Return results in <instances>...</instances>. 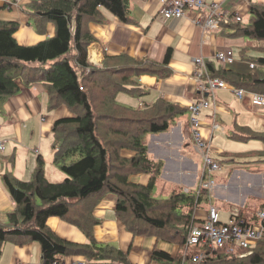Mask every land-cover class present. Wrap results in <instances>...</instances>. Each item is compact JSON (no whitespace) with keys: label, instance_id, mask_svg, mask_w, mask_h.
Wrapping results in <instances>:
<instances>
[{"label":"crops","instance_id":"0c3cea01","mask_svg":"<svg viewBox=\"0 0 264 264\" xmlns=\"http://www.w3.org/2000/svg\"><path fill=\"white\" fill-rule=\"evenodd\" d=\"M30 1L0 0V20L19 23L16 37L25 45L35 44L54 33L52 24L48 25L47 34L38 33L34 25L30 24V16L25 9ZM214 1L221 3L224 15L218 17V28L202 26L197 21L207 18L205 10H190L181 18L167 17L162 13V0H130L131 22H122L102 8V20L88 23L95 37L88 47L89 62L94 67H103L106 56L121 55L137 61L163 63L167 50L171 48V58L166 65L169 73L162 75L163 68L158 73H144L136 79L138 90L128 84L125 90L115 94V100L126 107L145 109L159 99H164L183 109L171 120L166 131L143 135L148 157L162 162L155 186L159 187L158 195L164 196L153 194L155 199H167L178 190L194 189L203 172L201 158L191 140L187 111L190 102L203 97V94L197 92L193 81L194 58L203 55L206 61L209 59L213 63L218 51L224 50L233 56L234 51L236 62L223 64L216 61L213 63L216 69L223 67L238 73H250L252 67L249 63H256L252 55L261 52L257 58L264 56V42L234 36L232 26L229 25L234 21L225 23L227 21L223 19L232 13L241 16L244 21L243 14L250 10L251 3H264V0ZM257 66L264 68V65ZM135 95H143L139 98V105ZM206 97L211 105L204 112L202 110V117L200 114L203 134L215 145L216 158L227 163L217 176L218 183L214 188L212 202L224 212L239 206L236 214L239 215L243 208L241 213L249 218L255 211L246 212L250 198L254 195V205L258 207L264 203V161L251 155L261 151L264 142L261 139L262 144L254 141L258 138L249 134V131H264V109H257L248 96L237 98L228 89L218 90L215 102L212 95ZM0 107V140L5 143L2 151H6H0V223L8 224L7 214L15 209L16 203L3 176L11 174L19 180H30L38 156L41 155L45 162L46 178L50 182L64 180L67 175L54 163L55 137L52 131L57 120L73 117L74 114L66 105L49 109L48 96L41 83L29 86L21 84L20 91L1 101ZM134 153L130 148L120 150L122 158L129 159ZM233 155L238 157L239 162L232 160ZM152 176L151 173L134 172L130 174L129 181L147 186ZM198 187L194 190H198ZM91 199L95 202L93 214L99 220L94 227L95 240L98 245L114 246L124 251L129 264H232L237 262L236 258L246 256L240 247H235L231 252L230 247L216 252L215 248H209L208 256L194 263L192 257L199 249L190 247L185 240L188 224L178 223L165 231L151 230L134 234L116 212L117 193L101 191ZM207 204L202 201L196 209L192 226L199 225L207 218ZM199 209L206 214L203 218L197 217ZM233 216L235 213L230 215V219ZM48 225L65 241L82 245L90 241L74 223L59 216L50 217ZM156 250L166 253L170 259L154 258ZM61 258L64 264L84 259L89 264H119L110 259L90 260L76 253ZM0 264H44L41 244L25 236H14L2 244Z\"/></svg>","mask_w":264,"mask_h":264},{"label":"trees","instance_id":"16d2710c","mask_svg":"<svg viewBox=\"0 0 264 264\" xmlns=\"http://www.w3.org/2000/svg\"><path fill=\"white\" fill-rule=\"evenodd\" d=\"M102 8L122 22L132 21L130 0H31L25 5L30 24L41 34H47L48 25L52 24L54 33L35 44L25 45L16 37L20 24L0 20V102L18 93L21 84L41 83L50 109L66 105L74 114L57 120L52 131L54 163L67 175L64 180L50 182L46 178L41 155L30 180H19L11 174L3 176L16 207L7 214L8 224L0 223V253L8 239L25 236L41 244L44 264L72 253L85 255L90 260L110 259L129 264L124 251L98 245L95 240L94 227L99 222L93 214L95 202L91 198L95 194L101 191L118 194L116 212L132 233L165 231L171 225L184 223L188 224L187 240L195 211L203 196L210 193L199 186L198 190H178L167 199L153 197L162 162L148 157L143 135L166 131L183 109L164 99L145 109L126 107L115 100V94L125 90L128 84L138 90L136 79L144 73H158L162 68V75L169 73L166 65L171 48L163 63L137 61L121 55L106 56L101 68L92 66L88 47L95 37L88 23L102 20ZM249 12L251 17L247 23H243L241 16L237 20L238 16L232 13L223 19L225 23L234 21L229 24L234 36L264 41V3L252 2ZM256 64L264 65V56L256 58ZM257 65L250 73L216 69L213 64H209V69L212 75L251 94L264 92V68ZM98 92L100 95L96 96ZM249 134L264 142V131H249ZM121 148H130L135 153L129 159L122 158ZM251 155L264 161V148ZM231 158L239 162L237 156ZM134 172L153 176L143 186L129 181ZM83 202L87 203L85 208L81 206ZM241 212L243 208L234 217L243 216ZM256 212L250 220H257ZM52 216L74 223L90 241L82 245L61 239L48 225ZM220 249L215 248V252ZM241 249L246 256L236 258L237 262L232 264H264V237L254 246ZM153 256L170 259L158 250Z\"/></svg>","mask_w":264,"mask_h":264},{"label":"built area","instance_id":"2783aa9c","mask_svg":"<svg viewBox=\"0 0 264 264\" xmlns=\"http://www.w3.org/2000/svg\"><path fill=\"white\" fill-rule=\"evenodd\" d=\"M190 10H205L207 18L204 21L199 19V23L207 27L218 28V17L222 15V5L218 1L209 0H162V13L167 17L181 18ZM241 20V17H236ZM226 51H218L214 56V62L231 63L234 60L233 55H228ZM195 69L193 78L198 82L197 89L203 94L202 98L192 101L187 106L189 113V129L191 140L194 143L195 150L200 155L203 167L204 178L201 187L212 189L216 185L214 172L222 167L221 162L214 158L211 150V143L204 137L202 130V121L200 114L203 109L209 108L211 101L206 97L212 95L215 102L216 97L212 94L215 89L224 88L226 82L210 73L209 64L211 60H204L203 57L195 59ZM254 64L251 63V66ZM233 89L232 91L243 99L246 96H252V102L264 103V93H251L243 88L241 91ZM5 147L4 142L0 141V149ZM257 220H250L244 216L231 217L229 221H222L219 209L211 205L207 210V218L199 225L192 226L187 244L190 247L199 249L192 261L198 263L208 256L209 248L230 247V252L235 247L250 248L255 242L264 237V207H260L256 212ZM49 264H64L62 258H56ZM71 264H89L86 259L77 260ZM123 264V263H120Z\"/></svg>","mask_w":264,"mask_h":264},{"label":"rangeland","instance_id":"374dc122","mask_svg":"<svg viewBox=\"0 0 264 264\" xmlns=\"http://www.w3.org/2000/svg\"><path fill=\"white\" fill-rule=\"evenodd\" d=\"M210 2H213L214 0H209ZM243 16H244V21L243 22H246L249 18H250V16H251V14H250V12L249 11H245L244 12V14H243ZM197 19V18H196ZM197 21H199V19L197 20ZM261 42H264V41H261ZM33 44V43H32ZM221 51V50H220ZM222 51H224V50H222ZM233 54H234V59L235 60H233L234 61V63L236 62V54H235V52L233 51ZM261 54V52H256L255 53V55H252V57L253 58H257V56H259ZM228 55H231V53H229ZM240 59H241V56L239 57ZM232 63V62H231ZM233 63V64H234ZM251 63H253L254 65L253 66H251ZM213 64V63H212ZM223 64H229V63H223ZM249 65H250V67H255L256 66V63L255 62H250L249 63ZM213 66L215 67V65L213 64ZM216 68V67H215ZM219 77V76H218ZM219 78H221V77H219ZM221 79H223V78H221ZM227 84H226V86H224V88H218V89H215L213 92H212V94L216 97V92L218 91V90H220V89H228V90H230V91H232V88L233 89H235V88H238V89H236V90H238V91H241V89H239V88H243V87H240V86H236V85H233V84H231V83H229V82H227L225 79H223ZM193 81H194V83H195V85H196V90H197V92L199 93V94H201L202 95V93L197 89V84H198V82L195 80V79H193ZM243 89H245V88H243ZM248 91V90H247ZM233 92V91H232ZM234 93V92H233ZM252 93H264V92H252ZM235 94V93H234ZM100 94H99V92L98 93H96V96H99ZM236 95V94H235ZM142 96L143 95H141V96H137V95H135V97H136V99H137V102L139 101V98L141 99L142 98ZM236 97L237 98H239V96L238 95H236ZM249 98H250V101H251V103L257 108V109H259V110H263L264 109V103H261V104H259V103H255V102H252V96H248ZM191 103V102H190ZM189 103V104H190ZM137 105H139V102H138V104ZM188 106V105H187ZM50 109V108H49ZM205 110H207V108L206 109H203V112L205 111ZM188 111V110H187ZM48 112V110L46 109V113ZM203 112H202V114H203ZM189 114V113H188ZM202 114H201V117H202ZM209 140V139H208ZM0 141H2V140H0ZM210 141V140H209ZM254 141H257L258 143H260V144H262L261 143V141H260V139H255ZM193 142V141H192ZM211 150H212V155L214 156V158H216L217 156H216V153H215V151H216V148H215V145L214 144H212V142H211ZM0 151H2L1 149H0ZM217 151H219V147L217 148ZM2 152H6V151H2ZM1 152V153H2ZM1 153H0V155H1ZM197 153V152H196ZM198 154V153H197ZM198 156L200 157V155L198 154ZM201 158V157H200ZM201 162H202V159H201ZM227 165V163H222V167L219 169V170H217V171H215L213 174H214V176H215V179H216V185L212 188V189H209V192L210 193H208V194H205L204 196H203V202L204 203H208L207 205H208V207L207 208H209L211 205H214V206H216L218 209H219V212H220V215H221V220H225V221H228V220H230V215L232 214V213H237L238 212V209H239V206H235V207H233L230 211H223L222 209H221V207L220 206H217L215 203H213L212 202V199H214V198H212V197H214V188L217 186V183H218V179H217V176H218V174L224 169V167ZM263 165H264V163H263ZM202 169H203V172L201 173V175H200V177H199V181H198V183H197V185L198 184H200L201 185V182H202V180H203V178H204V175H203V173H204V167H203V162H202ZM201 178V179H200ZM63 180V179H62ZM59 181H61V180H59ZM59 181H57V182H59ZM196 185V186H197ZM194 187V189L195 188H197V187ZM189 190V189H188ZM188 190H184V191H188ZM157 191H159V187L158 186H155L154 187V189H153V193L152 194H154L155 196H159V197H163L164 195H158V193H157ZM263 194H264V191L262 192ZM210 197V198H208V197ZM254 196V195H253ZM253 196L250 198V200L247 202V205H246V212H251V211H253V210H255V211H257L260 207H258L259 205H254V198H253ZM212 198V199H211ZM81 206L83 207V208H85L86 206H87V203H85V202H83V203H81ZM206 211H207V209H206ZM197 217L198 218H203V216H205L206 214H204V211L202 210V209H199L198 210V212H197ZM226 216H227V218H226Z\"/></svg>","mask_w":264,"mask_h":264},{"label":"bare ground","instance_id":"6f19581e","mask_svg":"<svg viewBox=\"0 0 264 264\" xmlns=\"http://www.w3.org/2000/svg\"><path fill=\"white\" fill-rule=\"evenodd\" d=\"M198 57H203L204 60H206L205 57H204L203 55H198V56H196V57L194 58V64H196V63H195V59L198 58Z\"/></svg>","mask_w":264,"mask_h":264}]
</instances>
